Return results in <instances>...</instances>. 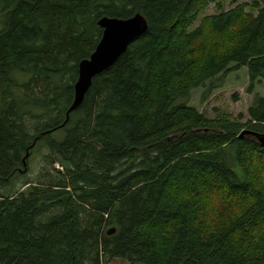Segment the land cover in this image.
Returning <instances> with one entry per match:
<instances>
[{
    "label": "trees",
    "instance_id": "trees-1",
    "mask_svg": "<svg viewBox=\"0 0 264 264\" xmlns=\"http://www.w3.org/2000/svg\"><path fill=\"white\" fill-rule=\"evenodd\" d=\"M221 1L0 0V264H264V147L240 138L264 135V98L247 124L184 103L232 65L264 86V0ZM136 14L147 31L67 118L98 21Z\"/></svg>",
    "mask_w": 264,
    "mask_h": 264
},
{
    "label": "rangeland",
    "instance_id": "rangeland-1",
    "mask_svg": "<svg viewBox=\"0 0 264 264\" xmlns=\"http://www.w3.org/2000/svg\"><path fill=\"white\" fill-rule=\"evenodd\" d=\"M261 0H222L221 7L225 12L231 11L236 7L247 4L249 8L248 13L254 15L258 14V10L254 9L256 4H260ZM218 6L211 4L207 11L200 17L198 23L195 24L194 28L198 27L201 20L206 16H212L219 14ZM234 71L228 73L226 76L220 75L217 79V87L208 92V85L206 87H200L194 90L188 99L184 100V103L189 106L195 107L200 113L205 115L208 119H229L235 123L247 124L250 120L249 108L255 101L256 96L264 98V86L259 82L253 93H249L250 77L247 67H238L236 65L231 66ZM13 78L19 82L27 81L30 77L20 72H13ZM207 94V95H206ZM0 106H2V96L0 95ZM249 130V128H246ZM242 133V132H241ZM55 135V136H54ZM53 138H59L61 134H52ZM37 149H40L39 146ZM47 154L46 148H41L38 152L36 151L32 156V162L28 169V172L22 174L17 179L16 188L20 192L28 190L29 186L36 185L35 181L24 187L23 184L26 181L35 180L43 169L44 156ZM238 173L241 171L239 167L234 168ZM44 174V173H43ZM111 264H128L122 260L114 261Z\"/></svg>",
    "mask_w": 264,
    "mask_h": 264
},
{
    "label": "water",
    "instance_id": "water-1",
    "mask_svg": "<svg viewBox=\"0 0 264 264\" xmlns=\"http://www.w3.org/2000/svg\"><path fill=\"white\" fill-rule=\"evenodd\" d=\"M98 25L103 29V35L91 57L83 60L79 65L75 97L67 112V118L71 112L81 106L93 79L110 68L127 51L129 45L148 29V23L141 14H136L129 19L104 17L98 21ZM245 135L255 136L264 147V135L247 130L240 134V138ZM115 232L114 228L108 234L113 235Z\"/></svg>",
    "mask_w": 264,
    "mask_h": 264
}]
</instances>
